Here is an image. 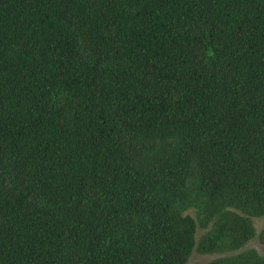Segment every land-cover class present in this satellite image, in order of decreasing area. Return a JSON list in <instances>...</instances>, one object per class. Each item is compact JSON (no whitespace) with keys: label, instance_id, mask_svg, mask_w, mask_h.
I'll use <instances>...</instances> for the list:
<instances>
[{"label":"trees","instance_id":"obj_1","mask_svg":"<svg viewBox=\"0 0 264 264\" xmlns=\"http://www.w3.org/2000/svg\"><path fill=\"white\" fill-rule=\"evenodd\" d=\"M254 216L264 0H0V264H264Z\"/></svg>","mask_w":264,"mask_h":264},{"label":"rangeland","instance_id":"obj_2","mask_svg":"<svg viewBox=\"0 0 264 264\" xmlns=\"http://www.w3.org/2000/svg\"><path fill=\"white\" fill-rule=\"evenodd\" d=\"M252 220L256 227V234L247 241L245 247H253L258 252L262 253L264 252V242L259 239L257 234L259 230L264 226V218L262 216H254ZM203 231H204L203 229H200V228L197 229L196 239H198V237L201 235ZM229 253L230 251L224 252V253L222 252L200 253L196 249H194L190 257L188 258V261L186 262V264L207 263L208 261L214 258L228 255Z\"/></svg>","mask_w":264,"mask_h":264}]
</instances>
